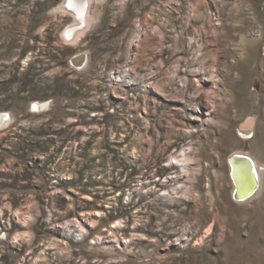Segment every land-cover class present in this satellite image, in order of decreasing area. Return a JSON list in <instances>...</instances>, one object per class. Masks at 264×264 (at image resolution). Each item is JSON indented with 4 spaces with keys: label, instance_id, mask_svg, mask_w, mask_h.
I'll use <instances>...</instances> for the list:
<instances>
[{
    "label": "rangeland",
    "instance_id": "374dc122",
    "mask_svg": "<svg viewBox=\"0 0 264 264\" xmlns=\"http://www.w3.org/2000/svg\"><path fill=\"white\" fill-rule=\"evenodd\" d=\"M64 2L0 0V264H264V0Z\"/></svg>",
    "mask_w": 264,
    "mask_h": 264
},
{
    "label": "bare ground",
    "instance_id": "6f19581e",
    "mask_svg": "<svg viewBox=\"0 0 264 264\" xmlns=\"http://www.w3.org/2000/svg\"><path fill=\"white\" fill-rule=\"evenodd\" d=\"M95 0H66L64 2L68 9L72 10L71 13L77 19V21L72 24L65 31V36L69 39L75 37H80V34L85 29V22L87 23V27L89 25L88 22L92 20H86L84 15L87 13L88 9L93 7ZM71 4V6H70ZM60 8V7H59ZM62 9V8H61ZM89 13V12H88ZM86 16V15H85ZM92 24V23H91ZM90 24V25H91ZM64 36V37H65ZM74 41V40H72ZM75 43V42H74ZM82 63V62H81ZM213 94V93H209ZM44 108V104L34 103L33 109L34 110H42ZM4 114H0V129L4 126L3 122L7 118ZM252 128L251 121H247L240 126V131L243 136L247 137L250 135ZM183 155L178 157L184 158V163L188 162V158L186 157L185 151H183ZM178 157L174 156L173 159L179 162ZM230 165V176L233 181L235 195L234 198L239 202L249 203V198L253 197L258 189L260 188V182L262 177V170L257 167V163L253 160L248 158H239L235 157L231 160Z\"/></svg>",
    "mask_w": 264,
    "mask_h": 264
},
{
    "label": "snow or ice",
    "instance_id": "6c2138e0",
    "mask_svg": "<svg viewBox=\"0 0 264 264\" xmlns=\"http://www.w3.org/2000/svg\"><path fill=\"white\" fill-rule=\"evenodd\" d=\"M70 6H71V4H70ZM6 118V117H5Z\"/></svg>",
    "mask_w": 264,
    "mask_h": 264
},
{
    "label": "water",
    "instance_id": "95a60500",
    "mask_svg": "<svg viewBox=\"0 0 264 264\" xmlns=\"http://www.w3.org/2000/svg\"><path fill=\"white\" fill-rule=\"evenodd\" d=\"M233 159V158H232Z\"/></svg>",
    "mask_w": 264,
    "mask_h": 264
}]
</instances>
